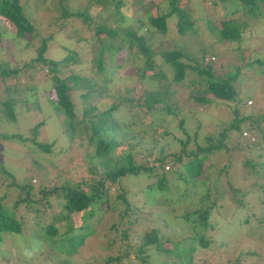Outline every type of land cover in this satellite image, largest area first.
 <instances>
[{
  "label": "rangeland",
  "instance_id": "374dc122",
  "mask_svg": "<svg viewBox=\"0 0 264 264\" xmlns=\"http://www.w3.org/2000/svg\"><path fill=\"white\" fill-rule=\"evenodd\" d=\"M108 1L67 0L65 8L74 13L85 11L94 24L122 29L134 28L139 19H144L143 25L147 27L148 16L143 15L144 11L149 9L150 16L156 12L167 13L172 2L120 0L115 14ZM173 1L187 14L193 31L177 34L176 16L172 13L166 19L164 34L155 32L154 28L141 32L149 39V47L155 54L152 62L157 65V80L147 76L149 70L143 76L136 70L142 68L141 54L122 49L115 57L103 50L105 64L98 69L97 51L103 45L112 48V42L102 32L100 42L91 40L92 31L81 24L79 17L62 20L58 0H22V5L25 2L23 14L37 29V36L29 43L14 37L9 24L0 20V70L18 69L16 77H0V213L7 220L13 218L19 226L16 232L0 233V264H264V192L260 188L264 186V171L253 166L255 162H264V1L252 16L238 6L239 0ZM230 19L239 25V40H217L215 32L219 22ZM43 38H46L45 59H66L62 66H54V69L58 66V76L62 79L70 74L77 76L69 92L74 105L73 123L71 120L67 123V118L51 103L54 95L45 66H26L36 55L38 41ZM171 49H180L201 65H210L214 77L236 71L231 85L237 100H219L207 95V103L194 102L190 93L199 88L200 77L185 69L180 82L172 84L173 69L160 56ZM184 61L192 65L191 61ZM115 62L120 64L118 68ZM165 84L173 90L178 108L175 114L164 115L163 128L157 126L161 115L149 114L155 127L154 131L150 129L145 109L119 108L113 112L117 118L114 121L120 126L128 121L132 123L129 129L135 134L133 140L137 146L130 152L135 160L145 157V146L152 138L158 143L156 150L162 148L175 155L180 152L177 160L166 162L161 170L155 167L150 177L142 173L120 177L119 188L111 192L121 193L122 201L112 197L113 194L89 201L86 210L70 213L68 219L72 226L62 225L68 227L67 231L73 229L59 237V241L54 240L57 235L50 236L43 228L52 222L54 227L61 226L52 218L58 211L62 212L59 187L66 180L72 185L78 181L89 182L92 177L94 182L101 179V171L105 169L95 165L94 141L87 137L90 132L85 121L91 119L90 125L99 123L93 115L111 107L113 101L161 91ZM84 93L88 94L89 108H85ZM6 99L13 119L4 116ZM233 108L237 109L238 117H247L239 125L240 138L244 139L241 135L246 131L243 137L250 134L255 147L249 153L240 147L243 143L234 147L237 133L230 132L223 140L227 148L213 150L203 160L197 157L198 173L190 174L195 169L190 171L188 161L193 158L188 154L201 155L197 148L206 146L213 133L228 125L235 116ZM79 117L82 122L77 121ZM106 119L114 131L115 141L122 133L121 128L126 131V127L116 128L110 124V117ZM253 119L258 126L252 123ZM162 130L165 132L161 139ZM38 145H46L47 149ZM126 148L124 144H116L112 155ZM157 156L153 148L147 161ZM244 160L253 168L244 166ZM120 164L122 159L117 160V166ZM161 173L165 184L158 187L156 181ZM43 183L55 191L42 195L39 189H43ZM106 183L112 187V183ZM235 190L243 206L234 201ZM27 193L34 201L26 203V208L19 198ZM14 201L19 202L16 208L12 207ZM31 204L35 206L33 209ZM206 212L212 228L203 229V222H197ZM153 230L157 231L156 242H161V249L171 250L177 241L191 248L189 260L163 253L155 242L144 245L139 253L141 237ZM198 235L209 238L210 244L198 245L191 238ZM59 243H65V247L60 249ZM117 255L121 256L119 262L111 261ZM108 258L110 262H105Z\"/></svg>",
  "mask_w": 264,
  "mask_h": 264
},
{
  "label": "trees",
  "instance_id": "16d2710c",
  "mask_svg": "<svg viewBox=\"0 0 264 264\" xmlns=\"http://www.w3.org/2000/svg\"><path fill=\"white\" fill-rule=\"evenodd\" d=\"M67 0H58L59 4V17L63 20L68 17H79L81 24L85 28H89L92 33L90 35L91 40H95L96 42L99 41V33H103L108 39L109 42H112V48H107L106 45H103L102 49L97 51V55L95 57L96 67L98 69H102V67L105 64V59L103 58L102 51H109L111 55H116L119 51H125L131 54L134 53L135 55L141 54L144 58L142 68L136 69L140 71V76H143L144 73H146L147 70H149V74L147 75L150 79H158V71L156 69L157 65H154L152 62V56L155 55L152 49L149 47V39L147 37H143L141 35V32L143 30H151V28H154L155 32H158L160 34H164L166 32V19L170 14H175L176 21L174 22L175 30L177 34L183 35L186 33H191L193 31L191 21L188 19L187 14L178 6L175 5V1H170V8L169 12L167 13H154L153 16L149 15V9L144 11L143 15L146 14L148 16L146 18V21L148 22L147 27L143 25L144 19H139L137 22V25L133 28L131 27H124L122 29L119 28H105V26H102L101 24H94L92 23V20L90 16L85 12H71L68 11L65 8ZM97 3H100V0H95ZM238 6L244 10L245 13L250 14L251 16L255 14V11L259 10V3H262L264 0H239ZM89 2V0H87ZM25 3V2H24ZM23 3V5H24ZM109 4H112L114 8V13H117L118 6L121 4L120 0H109ZM137 3H140V0H137ZM22 0H0V20L2 22H6L9 24V26L12 28V33L14 34V37L18 39H24L25 42L29 43L33 38L37 36V29L34 25V22L29 20V18L23 14V8H22ZM136 6H140L138 4H135ZM157 8V7H155ZM115 20H117L115 18ZM219 27L216 28L215 36L216 39L219 41L225 40L228 42L232 41H238L239 40V25L237 22H234L232 19L219 22ZM2 30L4 31L5 28L3 25H1ZM5 32V31H4ZM1 33V30H0ZM48 37V36H47ZM100 42V41H99ZM46 38L40 39L37 44L36 48V55L32 57L29 60V63L26 65L28 68L35 67L37 64L40 65V68H44L45 66L46 71L49 74V78L51 80V89L54 95V101L51 103L55 104L57 108L63 113V115L67 118V123H73L74 118V105L73 102L70 99V89H71V83H73L77 76L74 74L68 75L65 79H62L58 76L57 67L62 66L66 59H63L61 61L57 60H50L45 59L43 57V52L46 47ZM122 49V50H121ZM161 58L163 62L169 64L174 72L173 78H172V84L179 83L180 80L184 76V70L189 69L191 72H195L200 78L198 79V83L200 84L199 88L190 93V98L197 103H207L209 101L208 96L212 98H216L219 100H237L234 98V90L233 86L231 85V82L236 78V71L234 72H226L223 74L222 77H214L210 72V65L205 64L201 65L200 62H197L194 58H191L188 53H183L180 49H171L169 51H164L161 53ZM115 57V56H114ZM203 58L201 54V59ZM191 61L192 65L190 63L185 62ZM56 69H54V66L57 65ZM120 66L119 63L115 62V67L118 68ZM18 73V69H7L6 71L1 68L0 70V77L1 75H4L3 77L11 76L16 77V74ZM139 76V77H140ZM2 79V78H1ZM174 92L171 88H169V84L163 85V88L161 91H151V92H144L141 97L133 99L130 97H122L118 100L113 101L111 107H108L105 110L94 112L96 113L93 115L94 117H97V120L99 123H95L94 125H90V120H86V124L89 125V134L87 137L89 139H93L94 146L92 148L93 153V160L95 161V165L98 164L101 167H105L104 170L101 171V179L94 180L91 177L89 182L85 181H78L74 182L72 185H70L66 180V183L61 185L59 187V190H61L60 198L62 199V207L61 211H58L56 213V216H53L52 218L56 221H59L61 226L54 227L53 222L49 223L44 227V232H46L48 235H57V237L54 240L59 241V237L66 235L70 230L67 231L68 227H64L62 225L69 224L72 226L73 224L70 222L69 216L70 213L76 212L81 213L83 210H86L88 207V202L96 200L97 198L106 197L111 194H113L112 197H115L119 200H123V195L119 192L112 193L114 188L118 189L120 186V177L126 175V174H141L146 176H152L155 167H159L160 170L163 168V165L166 162L174 163V161L177 160L178 155H180V152H177V154H173L170 152L164 151L162 148L155 149L158 143L155 142V140L150 139L146 146H145V157L143 159L135 160L134 155L131 154L130 150H134L137 146V143L135 140V134L130 133L129 126H131L132 123L128 121L126 124H117L114 120L117 118L114 116L113 112L118 111L119 108H122L124 110L130 111L132 108L136 109H145L143 112L151 116L160 114V118L158 120L157 126L162 127L166 124V120L164 115H172L175 114V110L178 108L177 101L174 98ZM85 108L91 107L89 105L88 100V94L84 93L83 95ZM4 105V116L13 119L14 114L10 110L11 105L9 101L6 99V101L3 103ZM94 109V107H93ZM233 113L235 114L234 118H232L228 125L226 127H221L218 131L213 133L207 140V145L203 148L198 147V151L201 152V155L198 156V154H195L193 152H190L188 155L193 158L192 160L188 161L191 164V170L193 168L195 169L193 172H190L192 175H196L198 173V167H199V161L197 160L199 157L201 160L205 159L207 156L211 155L210 153L213 152V150H217L220 148H227L225 143L223 142L224 139H227L229 137L230 132H234L236 134V141L234 143L235 146H239L243 143V150H245L246 153H249L254 147L255 143H253V138L250 137L249 134L248 137H243V135L246 134V131H242L243 135L241 139L240 138V124L243 119H246V116L238 117L237 109L233 108ZM237 114V115H236ZM106 117H110V124H114L116 128L126 127L124 131L123 128H121L122 133L115 139L113 138V133L111 129V125L107 124L108 120ZM150 120L148 122V126L151 130L154 131L152 126V119L149 117ZM78 122H82V117H79L77 120ZM181 122V121H180ZM109 123V122H108ZM251 123V122H250ZM252 123L255 126L257 125L256 119L252 120ZM72 126V125H70ZM152 126V127H151ZM156 126V125H155ZM180 127V125H179ZM250 130V127H249ZM161 139L164 135V130L161 131ZM36 133V125L32 127V134L34 135ZM153 133V132H152ZM7 136L6 138H8ZM21 138L20 136H18ZM23 140V138H21ZM88 139V140H89ZM207 139V138H206ZM90 141V140H89ZM185 143V142H184ZM183 143V144H184ZM126 145L127 148L123 151H120L117 155H112V151L114 150L115 145ZM42 147L43 149H47L46 145H38ZM153 148L158 153V156L156 159H153L152 161H147L149 156L153 154ZM197 158V159H196ZM91 159V158H90ZM122 159L123 164H120L117 166V160ZM156 160V161H154ZM147 161V162H146ZM151 162V163H149ZM178 162V161H177ZM192 162V163H191ZM250 165V169L253 168V166H257L261 168V171H264V162H255V164L252 166L248 163L247 160H244L243 165ZM107 167V168H106ZM91 171V168L89 169ZM163 172V171H162ZM258 173V171L256 170ZM255 172V173H256ZM159 177V179L156 181L159 186H163L165 184V177L164 174ZM137 176V175H136ZM41 180V181H40ZM38 180L39 182H42V179ZM109 181L112 183V187H110L106 182ZM10 183H13L11 180ZM14 186V185H13ZM149 185H147L148 187ZM16 187V186H14ZM261 190L264 192V186L263 188L260 187ZM25 187H21V190H24ZM31 190V189H30ZM40 193L42 195L53 193L55 191L54 188H46L45 184L43 183V189H39ZM235 199L234 201L236 204H241L240 206H243V203L241 199L238 197V191L235 190ZM32 196L27 193L22 198H19V201H23L25 207L27 208L26 203L28 204L29 201H34ZM57 198V197H56ZM264 198V196L262 197ZM110 200V199H109ZM115 202V201H112ZM264 202V201H263ZM19 203V202H18ZM18 203L15 204V201L13 202V208H16ZM126 203V202H124ZM128 205V203H126ZM35 207V206H34ZM32 207V204L30 205V208ZM1 212V209H0ZM40 213V212H39ZM192 214V212H191ZM208 213H203V216L198 217L197 224H201L203 229L206 227L212 228V224L206 219V216ZM52 220V221H54ZM72 224V225H71ZM18 224L14 221L12 218L11 220H7L5 218V215L0 213V233L2 232H16L18 230ZM60 228L61 231H60ZM157 231L153 230L151 231L148 236L141 237L140 244H138L137 251L141 253L142 248L144 245L149 244L151 242H155L156 246L162 250L163 253H167L170 255L175 256H181L183 259L189 260L190 258V252L191 248L189 247H183L182 242L177 241L174 242L171 246V250H167L166 248L161 249L160 244L156 242V235ZM192 239H195L197 244L202 247H207L210 244L209 238H205L203 235H198L197 238L194 236L191 237ZM84 239V236L81 238V240ZM1 241V236H0ZM60 246L65 247V243H59L58 247ZM61 249V248H60ZM121 256L114 257L115 260H111V258L106 259L105 262L116 261L119 262Z\"/></svg>",
  "mask_w": 264,
  "mask_h": 264
},
{
  "label": "clouds",
  "instance_id": "9594fccd",
  "mask_svg": "<svg viewBox=\"0 0 264 264\" xmlns=\"http://www.w3.org/2000/svg\"><path fill=\"white\" fill-rule=\"evenodd\" d=\"M165 168H166V166H165Z\"/></svg>",
  "mask_w": 264,
  "mask_h": 264
}]
</instances>
